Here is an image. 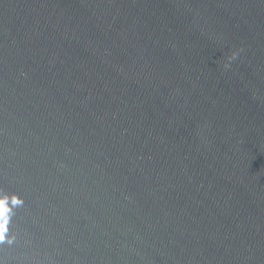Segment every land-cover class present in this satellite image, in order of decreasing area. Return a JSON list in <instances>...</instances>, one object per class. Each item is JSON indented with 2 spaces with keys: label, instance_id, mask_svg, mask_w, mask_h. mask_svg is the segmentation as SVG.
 <instances>
[{
  "label": "water",
  "instance_id": "1",
  "mask_svg": "<svg viewBox=\"0 0 264 264\" xmlns=\"http://www.w3.org/2000/svg\"><path fill=\"white\" fill-rule=\"evenodd\" d=\"M0 264H264V0H0Z\"/></svg>",
  "mask_w": 264,
  "mask_h": 264
}]
</instances>
